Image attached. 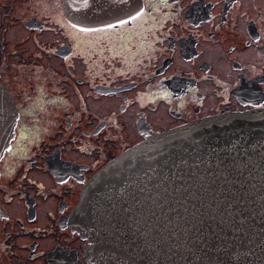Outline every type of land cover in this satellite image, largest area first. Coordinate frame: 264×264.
Here are the masks:
<instances>
[{"label": "flooded vegetation", "instance_id": "obj_1", "mask_svg": "<svg viewBox=\"0 0 264 264\" xmlns=\"http://www.w3.org/2000/svg\"><path fill=\"white\" fill-rule=\"evenodd\" d=\"M35 1L0 0V84L42 65V97L13 104L0 154V258L96 264L73 211L99 168L162 130L264 109V0H141L94 27L67 21L61 0ZM22 40L31 60L6 63Z\"/></svg>", "mask_w": 264, "mask_h": 264}, {"label": "water", "instance_id": "obj_2", "mask_svg": "<svg viewBox=\"0 0 264 264\" xmlns=\"http://www.w3.org/2000/svg\"><path fill=\"white\" fill-rule=\"evenodd\" d=\"M61 3L84 26L127 17L141 0ZM12 108L0 86V152ZM74 208L96 264H264V109L194 120L125 149Z\"/></svg>", "mask_w": 264, "mask_h": 264}, {"label": "rangeland", "instance_id": "obj_3", "mask_svg": "<svg viewBox=\"0 0 264 264\" xmlns=\"http://www.w3.org/2000/svg\"><path fill=\"white\" fill-rule=\"evenodd\" d=\"M22 2L25 4V0H22ZM29 7H31V9H32V7L38 8L37 1L34 0L33 4L29 5ZM25 45H26V42L24 40H22V41L18 42V46H17L15 51L8 50L6 55L9 59L6 60V63L9 62L11 65V63L17 62L18 56H21V57L25 58L26 60H31L32 56H30V53H32L33 51L30 47H27ZM11 67L13 69H15L18 66L16 65L14 67L13 66H11ZM23 68H25L24 65H22L19 68L20 71H18V73L21 71L22 72H21L20 77L17 80L15 79V76H18V75L15 72H12L9 70H6L5 76L2 75V79L4 80L6 87L14 93L13 95H14L16 101L13 102L12 97H10V96H9V98L11 99L13 104L15 103V105H17V107H19L21 105L20 108H24L23 105L26 103L25 99H26V97H30L31 96L30 94L35 93V94H38L39 98L42 97V65H40L39 63H35V62H33V63L30 62V66L28 68H26L25 70H23ZM31 71H33V72H31ZM4 82L2 84H0L1 87H3ZM35 97H37V96H35ZM13 113H14V110H13ZM27 114H29V115L34 114L33 119H41L42 118V103L37 104L35 106L33 112H30ZM4 136H6V135H4ZM5 171H8V169H5ZM8 179H10V177H7V180ZM10 185H11V183L8 184L9 187H10ZM5 260H2L0 258V264H7V262Z\"/></svg>", "mask_w": 264, "mask_h": 264}, {"label": "bare ground", "instance_id": "obj_4", "mask_svg": "<svg viewBox=\"0 0 264 264\" xmlns=\"http://www.w3.org/2000/svg\"><path fill=\"white\" fill-rule=\"evenodd\" d=\"M102 23L101 22H89L87 25H84V26H86V27H89V26H99V25H101ZM84 26H82V27H84ZM232 114H235V113H232ZM135 264H138V263H135Z\"/></svg>", "mask_w": 264, "mask_h": 264}]
</instances>
